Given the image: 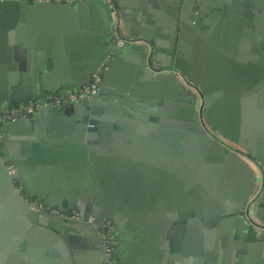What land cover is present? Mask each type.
I'll return each instance as SVG.
<instances>
[{"label":"water","instance_id":"1","mask_svg":"<svg viewBox=\"0 0 264 264\" xmlns=\"http://www.w3.org/2000/svg\"><path fill=\"white\" fill-rule=\"evenodd\" d=\"M249 1L254 4V0ZM246 2L243 0L241 5H246ZM187 4L188 2L183 3L181 9L182 24L185 23ZM97 8L102 9L93 0L81 1L73 6L59 2L38 1L29 4L26 0H0V96H4L6 85H12L13 79L25 76L17 72L21 66L18 64L21 62V54L26 55L29 61L35 54V61L40 64L45 54L40 51L43 46L49 48L68 34L81 35L80 32L86 29L81 20L83 12H92ZM50 16L54 18L49 19ZM252 18L246 10L242 22L253 27ZM187 24L180 28L181 33H187ZM77 28L81 31H77ZM253 31L252 29L249 35L251 41ZM253 46H257L255 42H252L251 47ZM124 49L126 48L115 47L110 38L108 50L101 59L81 79L69 83L71 90V87L88 83L93 75H99L101 84L95 96L58 110L45 104L47 91L42 90L8 103L2 104L0 100V114L31 100H40L41 103L34 116L18 118L3 125L4 140L0 150V264H87L81 256V248H84L79 243L78 237L81 233L91 236L92 246L98 250V257L89 264H101L102 250L98 227L101 223L110 221L117 235L124 222L146 220L152 215L163 214H167L168 218L164 220L165 227L161 228L159 245L166 260H170L172 256H181L189 258L195 264H212L210 260L214 256L210 259L205 252L211 240L204 241L198 227L218 228L223 243L226 241L224 235L229 234V248H237L243 240L245 244L239 251L241 254H247L250 246L256 243L264 245V237L259 236L252 228L257 220L264 223V182L262 193L253 209V219L249 204H245L254 186L252 170L236 154L221 151L218 138L207 135L204 122L199 117L201 109H194L187 118L190 126L184 127L196 132L202 143H207L213 150H220L224 166L231 165L234 176L236 172H242L246 181L241 190L232 189L222 200L217 195L215 201H211L209 195L208 199L205 195L206 201L203 199L201 204L188 201V196L193 197L199 193L203 195L201 191L206 194L209 190L208 185L198 177L190 178L185 169L181 168L177 172L175 170L174 165H183L181 161L184 160L182 152L178 150V133L173 131V127L178 126L173 120L175 113L155 108L162 105L167 107L162 103L164 97L126 86L122 92H117L112 86L115 79V63L112 60L128 59L124 55ZM173 53L171 49V55ZM141 56L143 57L142 52ZM170 65L166 67L169 68ZM138 67L140 69L143 66ZM146 67L149 71L152 70L148 63ZM171 67L179 70L195 84L185 69L179 48L174 53ZM144 78L149 81L151 78L156 87L172 92L177 90L173 76L152 77L145 72ZM68 88L69 85L63 84L48 92L65 96ZM199 94L202 95L200 91ZM235 94L234 100L240 102L242 110L246 105L250 108V112L242 111L239 136L237 137V132L230 126L229 134H226L222 127L218 128L213 122H208V125H214L224 135H229L230 142L238 144L247 158L260 165L259 170L264 176V160L257 146L259 138L254 137L264 133V83L256 82L244 93ZM114 98L122 100L113 104ZM139 108L149 110L143 115L137 112ZM147 128L151 132H146ZM249 128L253 129L251 141L257 144H247L242 136ZM137 133L142 134V137H137ZM10 138L19 142L18 154L5 156L3 152L7 150L6 140ZM153 143L160 147L155 146V155L145 150L146 145ZM157 149H164L167 157L175 161L173 169L163 166L161 158L157 157ZM26 152L28 154L25 156ZM62 162L87 164L91 167V176L96 182L92 204L88 207L92 209V222H88L84 213H81L77 221H71L61 217L59 214L63 213L60 210L58 213H51L50 207L35 211L20 194L19 187L22 191L27 190L23 177L47 175L51 166ZM191 162L199 164L195 158ZM9 164L13 172L10 171ZM183 166L193 171V167ZM232 175L225 168L221 179L228 180ZM194 183H197L199 189ZM130 199L134 210L142 211L141 214L128 213L132 210ZM74 209L83 211L80 205ZM208 211L213 212L214 216H207L205 213ZM182 239L184 247L180 248ZM248 243L250 246L247 248Z\"/></svg>","mask_w":264,"mask_h":264},{"label":"crops","instance_id":"2","mask_svg":"<svg viewBox=\"0 0 264 264\" xmlns=\"http://www.w3.org/2000/svg\"><path fill=\"white\" fill-rule=\"evenodd\" d=\"M38 1H30L29 4ZM246 1V5H241L243 0H117L121 33L132 38L133 42L124 47L126 48L124 55L128 59L112 60L115 63L113 64L115 79L112 86L117 89V92H122L126 86L129 89L149 91L153 95L166 98V100L162 99V103L167 107L162 105L155 108H161L162 111L171 110L175 113L173 120L178 126L173 127V131L178 133L176 137L180 139L178 150L184 157L181 163L193 167L191 172L183 165L176 164L175 170L177 172L183 168L190 178L198 177L208 185V193L205 194L200 190L203 195L199 193L193 197L188 196V201L201 204L203 199L206 201L205 195L207 199L209 195L211 201H215L217 195L221 196L222 200L228 193L230 194L232 189L241 190L246 177L242 172H236L234 176L233 167L224 166L220 153L221 151L233 153L242 159L254 174V186L245 203L247 204L251 198L254 199V204L250 208L251 217L254 219L253 209L262 193L264 182L263 173L259 170L260 165L247 158L245 151L238 144L230 142L229 135L226 136L217 129L222 127V131L229 134L230 126L237 132L238 137L241 132L242 111L250 112V108L246 105L242 110L240 102L237 103L234 100L235 93H244L256 82L264 83V0H254V4L249 0ZM93 2L102 9L83 12L81 20L86 29L80 32L81 30L77 28L81 35L68 34L66 38L51 44L49 48L43 46L40 51L45 54L40 64L35 61V54L31 61L26 55L21 54V62L18 63L21 66L17 72L25 76H19L13 79L12 85L10 83L6 85V93L0 96L2 104L13 99L19 100L41 90L47 91L45 93L47 97L49 93H54L48 91H54L63 84L69 85L68 91H70L69 83L81 79L101 59L108 50L111 14L104 0H93ZM185 2L188 4L183 25L181 9ZM65 5L73 6L74 4ZM246 10L253 16V27L242 22ZM52 18L54 16L49 17V19ZM185 24L189 25V30L187 33L186 31L181 33L180 28H183ZM250 28L254 30L253 41L250 40L251 37L249 38ZM252 42L256 43V48L251 47ZM178 48L182 54L185 69L194 79L195 84L179 70L176 71L171 67L174 53ZM171 49L174 52L172 55ZM147 63L151 71L146 69ZM168 64H171L169 68L166 67ZM139 65L143 67L139 69ZM145 72L152 77L173 76L177 90L172 92L156 87L151 78L150 81L144 78ZM117 100L118 98L112 99V103L118 104ZM152 108L155 110L154 107ZM194 109L196 111L201 109L199 117L204 122L207 135L218 138L221 151L213 150L207 143H202L201 137L196 132L184 127V125L190 126L187 118ZM148 110L139 108L137 112L144 115ZM99 112L102 110L99 109ZM208 122H213L217 127L209 126ZM142 123L145 122L142 121ZM252 130L249 128L242 135L247 144L253 142L257 144L251 141ZM146 132H151V129L147 128ZM136 136L142 137V134L137 133ZM254 137L259 138L257 146L264 160V133ZM3 140L4 134L0 140V150ZM6 143L7 150L3 152V155H17L19 142L10 138L6 140ZM155 146H157L156 143L146 145V152L155 155ZM158 149L157 157L161 158L163 166L173 169L175 161L167 157L168 154L164 149ZM27 154L28 152L25 156ZM192 158L197 159L199 164L192 163ZM9 165L12 167L11 164ZM225 168L233 173L228 180L221 179ZM260 177L262 183L259 181ZM23 181L27 187V190H24L26 197L38 201L43 207L60 210L68 215L76 212L78 217L84 213L87 220L91 217L92 209L88 207L92 204L91 198L96 182L91 176L89 165L62 162L51 166L47 175L25 176ZM187 186L189 187V184ZM194 186L198 188L197 183H194ZM129 203L132 209L128 212L129 214L142 213V211L134 210L131 199ZM77 205L82 206L84 212L75 211L74 207ZM205 214L209 217L214 216L211 211ZM167 218V214L152 215L146 220L136 219L124 222L117 233L113 254L114 263L195 264L190 262L189 258L181 256H172V260L164 259L165 254L159 245V239L161 228H164L166 224L164 220ZM256 222L260 224L258 220ZM252 228L259 236L264 237V229L255 226ZM198 230L204 241L211 240L205 252L210 259L214 256V259L210 260L212 264H264L263 244L256 243L251 247L248 243L247 248L250 246L248 253L241 254L242 252L239 251L245 244L243 240L239 242L237 248H229V234L224 235L226 241L223 243L222 234H219L218 228L198 227ZM78 238L79 243L84 245V248H81L83 260L87 264L94 262L99 254L98 250L92 246L91 236L81 233ZM183 247L182 239L180 248Z\"/></svg>","mask_w":264,"mask_h":264},{"label":"built area","instance_id":"3","mask_svg":"<svg viewBox=\"0 0 264 264\" xmlns=\"http://www.w3.org/2000/svg\"><path fill=\"white\" fill-rule=\"evenodd\" d=\"M42 2H59L63 4H75L81 1L88 0H39ZM111 14V25H110V38L114 43L115 47L123 48L133 42L132 38H128L121 33L120 30V11L114 2V0H104ZM101 84V78L99 75H93L89 82L71 89L66 93L65 96H60L57 92L50 94L46 97V105L52 109L58 110L64 106L77 103L78 101L92 97L98 94ZM41 107L40 100H31L20 106H13L0 114V140L3 137V125L10 123L18 118L32 117ZM11 172L12 167L9 166ZM261 182V177L259 179ZM262 183V182H261ZM20 194L28 203L29 207L35 211L43 210V207L38 201L29 199L26 197L24 191L18 188ZM249 204V210L254 204V199H250L247 202ZM51 213H58L55 210H51ZM61 217L67 218L71 221H77L79 219L76 212L71 214H59ZM93 218H89L88 222H92ZM257 228L264 229L263 224L256 223L254 225ZM99 236L102 250V262L101 264H114L113 254L115 251L114 244L116 241V229L110 221H104L99 226Z\"/></svg>","mask_w":264,"mask_h":264},{"label":"flooded vegetation","instance_id":"4","mask_svg":"<svg viewBox=\"0 0 264 264\" xmlns=\"http://www.w3.org/2000/svg\"><path fill=\"white\" fill-rule=\"evenodd\" d=\"M26 1H28V2H32V1H35V0H26ZM116 240H117V235H116ZM115 245H116V241H115V244H114V248H115Z\"/></svg>","mask_w":264,"mask_h":264}]
</instances>
